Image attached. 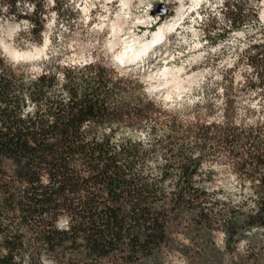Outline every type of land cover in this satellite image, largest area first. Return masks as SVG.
Masks as SVG:
<instances>
[{"label":"trees","instance_id":"16d2710c","mask_svg":"<svg viewBox=\"0 0 264 264\" xmlns=\"http://www.w3.org/2000/svg\"><path fill=\"white\" fill-rule=\"evenodd\" d=\"M4 1L30 6L22 19L40 33L36 0ZM240 12L227 8L230 26ZM252 50L264 96V48ZM11 63L0 55V264H38L40 252L53 264H165L173 250L193 264H222L242 240L257 246L246 233L264 232L263 130L172 117L135 73L116 77L96 62L52 63L35 76ZM146 126L147 140L135 137ZM214 149L251 178L252 209L212 201L202 164ZM232 264H264V251Z\"/></svg>","mask_w":264,"mask_h":264},{"label":"rangeland","instance_id":"374dc122","mask_svg":"<svg viewBox=\"0 0 264 264\" xmlns=\"http://www.w3.org/2000/svg\"><path fill=\"white\" fill-rule=\"evenodd\" d=\"M125 2L61 0L56 4L54 0H36L39 10L34 20L42 30L35 35L22 19L32 14L31 7L16 5L11 10L0 0V55L8 62L10 54L30 56L16 66L25 67L34 76L52 63L81 67L96 62L118 77L120 70L112 61L124 49L134 46L137 50L150 41L158 26L182 10L180 25L159 46L145 57L133 51L128 54L129 60L143 59V67L134 73L147 97L171 112L168 115L189 122L264 131V96L254 88L255 75L248 58L256 55L254 47L264 48V0H131L124 10ZM158 5L164 7L165 15L151 16ZM231 6L238 7L242 16L234 26L226 17ZM153 17H159L156 25H152ZM164 70L170 77H160ZM148 135L146 126L135 137L147 140ZM215 150L202 164L203 172L209 173L206 189L212 201L252 209L251 178L236 170L238 162L227 150ZM66 224V219L60 218L57 228L64 230ZM250 233L246 236L254 234L257 246L254 248L249 238L242 240L234 254L224 256L222 264H232L238 257L255 259L263 253L264 232ZM176 239L181 245L188 244L180 235ZM212 242L224 251L220 231L213 234ZM37 257L38 264H53L43 252ZM164 261L193 264L174 250L164 252ZM21 264L29 261L23 258Z\"/></svg>","mask_w":264,"mask_h":264},{"label":"bare ground","instance_id":"6f19581e","mask_svg":"<svg viewBox=\"0 0 264 264\" xmlns=\"http://www.w3.org/2000/svg\"><path fill=\"white\" fill-rule=\"evenodd\" d=\"M130 1L131 0H126V2L123 4L124 10H126L128 8ZM146 16H149L150 18H152L150 16V12H146ZM182 16H183L182 10H178L173 18L168 20V22H166L165 24L158 26L157 30L152 33L150 41L144 43L137 50L134 48V46L124 49L125 50L124 53L119 55L114 60V62L123 66L124 68L126 67L125 69H127L128 71H135V70L140 69V67L142 68L143 67L142 66L143 59L141 58L140 60H134V59L129 60L128 54H130L133 51L134 54H136V53L142 54L145 57L147 54L150 53V51H152L153 48L159 46V43L165 38L166 35L173 32V30H175L176 27L178 25H180V21L182 20ZM152 23H153V21H152ZM151 26L152 25H150V29H151ZM134 54H132V55H134ZM9 57H10V61L13 64L19 63V61H26V60L31 59L30 56L18 55V54H10ZM168 75H169V73L166 70H164L160 73V77H162V78H166ZM168 77H170V75ZM170 79H172V78H170Z\"/></svg>","mask_w":264,"mask_h":264},{"label":"water","instance_id":"95a60500","mask_svg":"<svg viewBox=\"0 0 264 264\" xmlns=\"http://www.w3.org/2000/svg\"><path fill=\"white\" fill-rule=\"evenodd\" d=\"M151 15H157V16H164L165 15V10L164 7L161 5H158L154 8V10L151 12Z\"/></svg>","mask_w":264,"mask_h":264},{"label":"built area","instance_id":"2783aa9c","mask_svg":"<svg viewBox=\"0 0 264 264\" xmlns=\"http://www.w3.org/2000/svg\"><path fill=\"white\" fill-rule=\"evenodd\" d=\"M152 16V15H151ZM154 19H156L155 21H154ZM159 22V17H153V23H152V25H155V24H157ZM89 64H91V62H89V63H87V64H85V65H89ZM85 65H83V66H85ZM82 67V66H81Z\"/></svg>","mask_w":264,"mask_h":264}]
</instances>
